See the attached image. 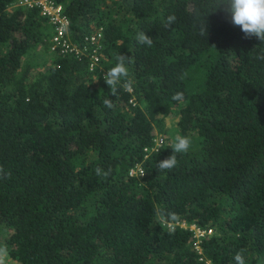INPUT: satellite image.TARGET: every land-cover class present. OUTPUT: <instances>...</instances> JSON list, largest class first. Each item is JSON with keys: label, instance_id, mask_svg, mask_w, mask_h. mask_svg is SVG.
I'll list each match as a JSON object with an SVG mask.
<instances>
[{"label": "trees", "instance_id": "trees-1", "mask_svg": "<svg viewBox=\"0 0 264 264\" xmlns=\"http://www.w3.org/2000/svg\"><path fill=\"white\" fill-rule=\"evenodd\" d=\"M16 1L0 0V165L11 173L0 179V245L14 264H235L241 250L264 264V43L215 0H53L73 39L101 28L103 48L92 70L72 54L37 70L28 57L50 52V25ZM117 54L131 60L133 88L110 95L103 75ZM177 135L191 147L161 172ZM157 207L212 229L201 254L188 229L158 224Z\"/></svg>", "mask_w": 264, "mask_h": 264}, {"label": "clouds", "instance_id": "clouds-1", "mask_svg": "<svg viewBox=\"0 0 264 264\" xmlns=\"http://www.w3.org/2000/svg\"><path fill=\"white\" fill-rule=\"evenodd\" d=\"M212 7H213V11H215L216 9H221L225 13L228 21L232 25L240 28V30L244 33L245 38H251L254 36L262 43H264V0H215V3L212 5ZM193 17L194 20L196 21L194 26L197 29V34L201 37H205L207 35V22L205 19L206 15H200L198 12L194 11ZM176 20L177 17L175 14L168 15L165 19L164 27L166 28L171 27V25H173L176 22ZM98 31L101 32V37L99 42L101 44V49H102L103 32L101 28H98L95 32H92L91 34H87L83 36L81 41H78V39L72 38L71 30H70V19H69V26L66 34L69 38V41L72 44H78V43L84 44L86 36H91L93 34H96ZM52 36L53 33L50 27V36L48 38H45L44 41L48 42L49 51H50L49 53L50 55L53 56L56 55V53H53L50 50L52 44ZM136 40L140 45H146L148 47H151L153 45L152 38L143 31L137 33ZM66 54L74 55V53H69V52L63 53L62 55H66ZM100 56H101V50L99 53V58ZM258 59L264 60V55L258 57ZM115 61H116L115 65L110 69H108L103 75V79L110 90V95H116L118 91V86L122 87L125 91L131 92L133 88V80L130 78L129 70L126 66L127 63H131L130 58L124 54H117L115 56ZM96 66L97 65H95L93 68H95ZM182 98H183V93L181 92H177L172 96V99L175 101H181ZM103 103L105 107L108 108L112 107V103L110 102L109 99H105ZM191 143L192 141L190 137L186 135H177L174 138V142L171 146V149L173 150V154L157 163L156 167L158 168V170L161 172L165 170H169V171L172 170L177 165L176 153L188 152V150L191 147ZM154 146L155 145H153L152 147ZM110 172L111 169H108L107 171L101 169L100 167H97L95 169V173L97 176L107 177L110 174ZM135 174H139V173H135ZM10 176L11 173L10 172L5 173L3 166L0 165V179ZM155 215L159 225L169 228H172L174 226H179L180 228L188 229L193 234L192 235L193 238L196 239L193 244L195 252H197L198 254L202 253L200 240L208 235H211L212 233L211 228L209 229L200 228L193 223L187 224L185 222H181V223L176 222L178 220V215L176 213L168 212L160 207H157L155 209ZM234 261L235 264H246L243 250L238 251L234 255ZM0 264H14V262L11 260L9 256L6 245H0Z\"/></svg>", "mask_w": 264, "mask_h": 264}, {"label": "built area", "instance_id": "built-area-1", "mask_svg": "<svg viewBox=\"0 0 264 264\" xmlns=\"http://www.w3.org/2000/svg\"><path fill=\"white\" fill-rule=\"evenodd\" d=\"M16 5L34 7L38 6L41 9V13L48 19V23L52 29V44L50 47L51 52L56 54L74 53L75 56L88 55L90 60V68L92 69L99 60V53L101 50V44L99 42L101 32L85 37V43L72 44L67 36V29L69 26V18L63 12V7L60 4H56L53 0H17ZM155 146L149 150L157 149L161 145V140L154 139ZM148 151V148L144 149ZM135 173L143 174L140 167L131 169L130 175Z\"/></svg>", "mask_w": 264, "mask_h": 264}, {"label": "rangeland", "instance_id": "rangeland-1", "mask_svg": "<svg viewBox=\"0 0 264 264\" xmlns=\"http://www.w3.org/2000/svg\"><path fill=\"white\" fill-rule=\"evenodd\" d=\"M44 43H46L48 45L47 41H45ZM41 47L42 46H40L38 48V50L41 51ZM48 55H50V53H47V55H46V53L40 52L38 55L37 54H30L28 59L30 60V63L37 64V67H36L37 70H41L45 66V63H46L47 59H49ZM174 121H176V118H174V119H166L165 120V127L170 126ZM155 139L161 140L160 139V135L159 134L155 135Z\"/></svg>", "mask_w": 264, "mask_h": 264}]
</instances>
